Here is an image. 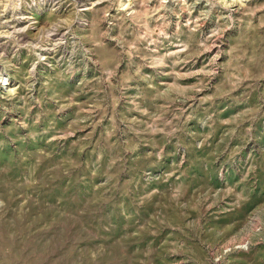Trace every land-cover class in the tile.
<instances>
[{"label":"rangeland","instance_id":"obj_1","mask_svg":"<svg viewBox=\"0 0 264 264\" xmlns=\"http://www.w3.org/2000/svg\"><path fill=\"white\" fill-rule=\"evenodd\" d=\"M0 264H264V0H0Z\"/></svg>","mask_w":264,"mask_h":264}]
</instances>
